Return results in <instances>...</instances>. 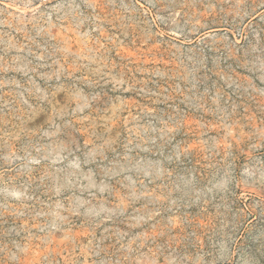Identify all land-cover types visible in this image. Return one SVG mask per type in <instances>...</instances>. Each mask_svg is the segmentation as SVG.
I'll use <instances>...</instances> for the list:
<instances>
[{"label": "rangeland", "instance_id": "rangeland-1", "mask_svg": "<svg viewBox=\"0 0 264 264\" xmlns=\"http://www.w3.org/2000/svg\"><path fill=\"white\" fill-rule=\"evenodd\" d=\"M0 264H264V0H0Z\"/></svg>", "mask_w": 264, "mask_h": 264}]
</instances>
